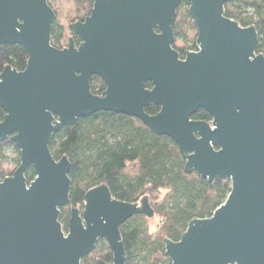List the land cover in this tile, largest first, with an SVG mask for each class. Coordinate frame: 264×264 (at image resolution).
<instances>
[{
  "label": "water",
  "instance_id": "obj_1",
  "mask_svg": "<svg viewBox=\"0 0 264 264\" xmlns=\"http://www.w3.org/2000/svg\"><path fill=\"white\" fill-rule=\"evenodd\" d=\"M92 1L58 50L48 0H0V51L20 45L28 54L24 71L0 74V143L12 142L20 161L0 182V264H81L98 240L111 264H126L119 228L135 216L153 218L146 198L121 202L101 185L85 194L82 210H71L66 233L58 220L70 164L53 158L50 139L99 112L136 118L170 138L186 174L210 185L230 181L210 218L189 222L178 242L164 241L170 264H264V56L255 53V28L225 17L232 0ZM183 1L197 51L180 58L173 24ZM93 76L104 83L101 96L91 93ZM149 105L159 111L146 114ZM198 110L211 121L192 120ZM29 167L35 178L27 183Z\"/></svg>",
  "mask_w": 264,
  "mask_h": 264
},
{
  "label": "trees",
  "instance_id": "obj_2",
  "mask_svg": "<svg viewBox=\"0 0 264 264\" xmlns=\"http://www.w3.org/2000/svg\"><path fill=\"white\" fill-rule=\"evenodd\" d=\"M73 7L70 22L63 26L56 10L48 0L55 18L51 27L50 44L61 50L68 46L69 25L83 21L90 13L92 0H69ZM189 4L183 1L177 8L173 24L172 48L183 58L187 52L197 51L196 28L188 14ZM225 17L243 28L253 26L258 35L255 53L264 56V0H232L224 6ZM28 54L20 45L4 46L0 51V74L6 67L22 72ZM93 95L104 91L98 77L90 78ZM150 88V84H146ZM159 108L149 105L145 113L154 115ZM4 112L0 108V121ZM192 120L209 123L211 117L198 110ZM11 150L12 170L8 167L6 151ZM49 150L55 160L67 158L70 164L68 204L60 208L59 223L67 232L70 212L83 208L85 194L104 185L111 196L121 202L136 204L146 198L154 216L147 219L135 216L120 226L126 264H170L164 255V241L178 242L187 225L194 219L210 218L227 198L229 180L216 179L211 185L196 173L186 174L185 161L176 144L166 136H158L138 119L110 112L95 113L79 119L74 126H66L53 134ZM19 152L7 140L0 143V182L11 176L19 166ZM35 178L29 167L25 179ZM112 263V254L103 240L81 260V264Z\"/></svg>",
  "mask_w": 264,
  "mask_h": 264
},
{
  "label": "rangeland",
  "instance_id": "obj_3",
  "mask_svg": "<svg viewBox=\"0 0 264 264\" xmlns=\"http://www.w3.org/2000/svg\"><path fill=\"white\" fill-rule=\"evenodd\" d=\"M51 5L58 14V19L63 26H66L70 22L73 15V7L69 0H50ZM8 167L12 170V159L15 158L14 153L11 150L6 151ZM82 210V209H81Z\"/></svg>",
  "mask_w": 264,
  "mask_h": 264
},
{
  "label": "flooded vegetation",
  "instance_id": "obj_4",
  "mask_svg": "<svg viewBox=\"0 0 264 264\" xmlns=\"http://www.w3.org/2000/svg\"><path fill=\"white\" fill-rule=\"evenodd\" d=\"M78 22V21H77ZM79 22H81V21H79ZM83 22V21H82ZM69 32H70V29H69ZM71 32H70V37H69V39L71 38ZM69 39H68V41H69ZM72 39H73V42L75 43V45L76 46H78L79 44H80V39L78 38V37H72ZM100 79V78H99ZM104 84V83H103ZM105 89V88H104ZM103 93V92H102ZM99 96H101V95H99Z\"/></svg>",
  "mask_w": 264,
  "mask_h": 264
}]
</instances>
